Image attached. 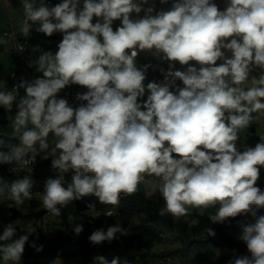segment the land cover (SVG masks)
Wrapping results in <instances>:
<instances>
[{"label": "clouds", "instance_id": "obj_1", "mask_svg": "<svg viewBox=\"0 0 264 264\" xmlns=\"http://www.w3.org/2000/svg\"><path fill=\"white\" fill-rule=\"evenodd\" d=\"M159 3L170 7L157 11L155 0H61L51 7L22 0L20 34L28 38L34 29L48 37L62 33V40L55 53L33 49L41 54L29 66L42 77L22 79L10 91L0 85V106L11 112L16 104L9 126L19 139L0 151V164L17 173L41 153L43 160L51 157L56 175L46 179L42 204L54 216L90 195L118 206L122 194L154 184L146 195L158 190L161 216L180 218L196 208L214 209L213 224L251 217L240 222L239 236L250 256L230 264H264V190L257 186L264 136L254 147L237 146L242 131L264 115V0H225L223 10L214 0ZM114 21H120L115 30ZM140 52L167 62L162 81L145 84L150 65L137 66ZM70 85L87 89L76 95L86 104L57 98ZM32 184V175L11 183L0 176V195L7 192L20 205L32 198ZM82 232L75 224L73 233ZM118 233L124 235L119 225L109 226L88 239L111 243ZM207 234L216 235L211 227ZM30 235L17 238L15 223L3 227L4 264H21ZM94 259L109 264L104 256Z\"/></svg>", "mask_w": 264, "mask_h": 264}, {"label": "trees", "instance_id": "obj_2", "mask_svg": "<svg viewBox=\"0 0 264 264\" xmlns=\"http://www.w3.org/2000/svg\"><path fill=\"white\" fill-rule=\"evenodd\" d=\"M60 2L61 0H55L50 7ZM7 117V112L0 108V120H6ZM0 141L3 142L0 144V151L5 152L9 150V146L19 144L18 138L13 139L3 135L0 136ZM43 163L50 170L46 175L37 173L7 175L5 173L7 164H0V176H3L9 183L26 175H32V198L26 199L28 203L24 205L28 210L26 218L33 223L34 227L40 226L48 215L54 218L52 222L54 233L50 235L53 244L43 246V250L39 252L32 244L36 247L41 244L36 243L30 230L15 224L17 238L21 234H31L21 257V261L26 264H40L41 258L51 256H59L65 261L82 256L88 259L90 264H97L94 258L100 253L109 261V264L113 258L118 256L124 258L127 264H154L165 257H179L189 264H195L196 261L199 264L201 257L199 253L204 251L216 253L218 259H230L247 250L246 245L234 236L240 227V222H244L241 216L231 218L234 224L230 226L221 223L213 224L206 214H193L192 219L196 221L195 224L174 218L170 214L161 216L159 211L164 206L162 196L158 191L153 196H147L141 185L135 194L122 199L118 206L100 204L97 197L90 195L71 202L61 210L60 216H54L43 208L40 198L43 197L46 179L55 178L56 174L51 168V157L43 160ZM65 180L70 182L71 173L65 174ZM8 199H11L9 193L5 192L0 195V206ZM89 205H94L95 208L90 209ZM110 207L115 208V214L107 216L106 209ZM89 210H94L96 215H88ZM69 214L75 217L74 221H68ZM133 220L137 223L133 224ZM75 224L83 225V232L79 236L73 233ZM115 225H119L124 230V235L118 233L111 243L105 241L102 244L93 245L89 241L88 237L94 230H107L109 226ZM208 227L215 231L214 237L208 236ZM58 235L61 236L62 241H59ZM110 251H113V255L108 257ZM204 261L206 264L219 263H213L206 258ZM125 262L120 264H125Z\"/></svg>", "mask_w": 264, "mask_h": 264}, {"label": "crops", "instance_id": "obj_3", "mask_svg": "<svg viewBox=\"0 0 264 264\" xmlns=\"http://www.w3.org/2000/svg\"><path fill=\"white\" fill-rule=\"evenodd\" d=\"M49 1L53 2L55 0H48L47 5ZM214 2L220 7L221 10H223L225 6V0H214ZM21 3H22V0H0V39L7 40L6 44L0 43V85L5 84L4 90H9V91L13 88V82L11 81L9 77L11 71L15 70L18 72L19 83L21 82L22 79L31 81L33 79L39 78L40 73L36 71V68L34 66L30 67L29 64H28L27 69L21 70L20 63L16 59H14L12 56L14 53V45L11 41H9L3 36L4 31L14 30L20 37L30 40L32 42V50L37 48L38 46L39 49L42 51H52L53 53H55L58 50V44H59L58 41H51L47 43L48 45L45 42H41V41L39 42L40 38L38 37V32H36L34 29L30 32V36L28 38H25L20 34V25L23 20V11H22ZM168 7H170V3L168 5H164L165 9ZM160 9H161V4L158 1L156 5V10L158 11ZM140 15L142 16L143 12ZM119 26H120V23H118V21L113 22L114 30ZM33 52L37 57H39V55L41 54V51L33 50ZM144 53L147 56H152L150 53H147V52H144ZM136 63H137V66H139L138 65L139 62H136ZM163 68L167 70L168 68L167 62L164 64ZM176 68L180 69L181 66L177 63ZM163 78H164L163 75L160 74L159 77L156 79L153 76V74L148 72L146 74L145 84L151 81H156L157 83H159L160 81L163 80ZM177 83L178 85L182 86L181 82L178 81ZM19 95L20 96L24 95L23 89H20ZM145 99H146V96H145ZM17 100H19V97L17 98ZM1 107L2 109H4L3 106ZM15 110H16L15 103L13 105L11 112H8L5 110L8 114V117L6 120H8L10 113L13 116L15 115ZM253 115L255 116L258 114L254 113ZM257 136H259L258 138L259 140L261 136H264V115H259V118L254 120V122L249 128H246L242 131V133L240 134V140L237 142L238 148L240 150H244L245 146L254 147L255 144L259 142V140H257ZM17 138H13V139H17ZM51 139L52 138L50 136V140ZM257 186L260 187L262 190H264V168L260 169V179L257 182ZM7 202L9 201H6V203ZM185 264H189V263L185 261Z\"/></svg>", "mask_w": 264, "mask_h": 264}, {"label": "rangeland", "instance_id": "obj_4", "mask_svg": "<svg viewBox=\"0 0 264 264\" xmlns=\"http://www.w3.org/2000/svg\"><path fill=\"white\" fill-rule=\"evenodd\" d=\"M47 1L48 0H45L46 4H47ZM158 1L159 0H155V5H157ZM161 8H164V5H161ZM38 37L40 38L39 42L40 41L45 42L46 44L51 41H58V43H60V41L62 40V33H54L51 37H48L45 34L38 32ZM0 108L2 107L0 106ZM12 116L13 115L10 113L8 120H0V136L3 135V136L10 137V138H17L15 136L16 134L13 132L12 128L9 126L10 125L9 119ZM50 136L52 139L49 142H51L54 139V135L52 133L49 134V137ZM258 138L259 136H257V140H259ZM37 147H38V144H37ZM37 167H38L37 174L39 175H46L50 171L46 167V165L43 163V159H41V157H40V160L38 161ZM141 187L145 192L154 190V185H150V184H142ZM157 191L158 190L154 191V193H156ZM40 199L42 200V197ZM11 200L12 199L5 200L9 202L3 203L0 206V231L3 230V227L5 225L9 223H15L16 225L22 226L30 230L31 234L35 237L36 243L41 244L43 246H48L50 244H53L51 242L50 235L54 233L52 230L54 227L52 224V222L54 221V218L48 215L44 218L43 222L40 223V226L34 227L33 223L30 222L28 218H26V214L28 210L24 204L28 203V201L24 199V202L22 204L17 205L13 200L12 201ZM212 211H214V209L204 210V209L189 208L187 215L177 218V219H184L186 221H190L191 224H195L196 221L192 219L193 214L197 213L199 215H204V214L208 215V213ZM87 214L90 216H95L96 212L94 210H89ZM259 214H264V210H261ZM243 218H244V222L251 221L252 219L251 217H243ZM136 223L137 221L133 220V224H136ZM222 224H226L230 226L234 224V221L232 222L231 218H229ZM240 235H241V228L239 227L238 231L234 233V236L236 237V239L240 240L239 239ZM58 239L59 241L63 240L61 236L59 235H58ZM199 254H201L200 261H199L200 264H206V262L204 261V258L210 260L211 262H219L220 264H230V261H233L236 257L250 256V253L248 251H246L245 253H240L239 255H234L235 257L230 258V259H226V258L218 259V255L212 251H204ZM112 255H113V251L108 252V257H111ZM98 256H102L101 253ZM119 258H120V263L125 262L124 258H122L121 256ZM39 262L40 264H90V261L88 259H85L82 256H79L71 261H65L59 256L58 257H53V256L43 257L39 260ZM0 264H4L3 260H0ZM21 264H26V263L21 261ZM195 264H198L197 261L195 262Z\"/></svg>", "mask_w": 264, "mask_h": 264}, {"label": "built area", "instance_id": "obj_5", "mask_svg": "<svg viewBox=\"0 0 264 264\" xmlns=\"http://www.w3.org/2000/svg\"><path fill=\"white\" fill-rule=\"evenodd\" d=\"M52 2H48V5H51ZM24 18V17H23ZM120 23V21H118ZM3 36L11 41L14 45V53H13V58L16 59L20 63L21 70H25L28 67V64L30 62H34L38 57L34 54L32 50V42L28 39H24L20 37L14 30H7L3 32ZM24 48L23 51H21V48ZM136 62H139V66L141 67L143 65H150V67L147 70V73L153 74V76L157 79L159 75L161 74L160 68H163L164 64L166 62L164 61H158L154 56H147L144 52H140L138 54ZM32 66L36 68V65L33 63ZM11 81L13 82V87L17 84H19V75L17 71H11L9 75ZM40 77H42V73H40ZM87 91L86 88L78 86V85H70L67 86L65 89H63L60 93H58L57 98H65L68 100L69 104L73 107H78L81 103L86 104L85 101H78L76 100V95L77 93H85ZM18 103V100H17ZM17 112V107L15 110V114ZM48 140H50V137H48ZM243 151V150H241ZM42 153L37 155L36 161L29 164L26 168L23 170L17 172V173H12L9 171L10 167H13L14 165H7L5 167V173L7 175H20V174H36L37 173V165L38 161L40 160ZM33 169V171H31ZM152 179V178H148ZM142 185V184H141ZM154 185V184H153ZM154 193L153 195H155ZM151 195V196H153ZM129 195H121L120 201ZM111 212L112 215L115 214V208L110 207L106 209V215ZM111 215V216H112ZM154 264H185L184 260L179 257H165L162 259H159L156 263ZM214 264H219V263H214Z\"/></svg>", "mask_w": 264, "mask_h": 264}]
</instances>
